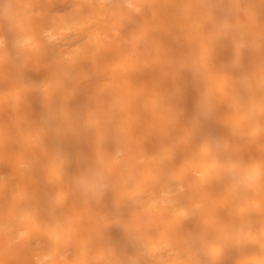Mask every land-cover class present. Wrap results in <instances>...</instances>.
<instances>
[{
	"label": "bare ground",
	"instance_id": "obj_1",
	"mask_svg": "<svg viewBox=\"0 0 264 264\" xmlns=\"http://www.w3.org/2000/svg\"><path fill=\"white\" fill-rule=\"evenodd\" d=\"M85 34L129 43L114 64L80 63L63 46ZM0 42V199L62 196L83 217L69 261H264L259 201L243 205L210 166L192 169L200 187L183 215L174 207L134 238L114 221L118 193L86 206L77 183L89 168L117 184L186 168L214 127L202 100L264 84V0H0Z\"/></svg>",
	"mask_w": 264,
	"mask_h": 264
},
{
	"label": "clouds",
	"instance_id": "obj_2",
	"mask_svg": "<svg viewBox=\"0 0 264 264\" xmlns=\"http://www.w3.org/2000/svg\"><path fill=\"white\" fill-rule=\"evenodd\" d=\"M128 43L108 34H85L65 41L63 47L80 63L109 65L125 52ZM132 47L141 49L137 43ZM202 119L214 122V127L192 143L186 168L171 167L148 178L119 184L110 172L89 168L77 180L84 204H100L109 191L118 193L114 221L134 238L162 221L174 207H181L183 215V204L200 187L192 169L207 165L243 205L259 201L256 211L264 234V84L246 85L227 100L209 94L202 100ZM223 137H229L236 146L219 150ZM82 220V216H74L65 209L62 196L46 201L24 197L0 199V264H10L5 257L15 255L8 252L13 245L17 252L30 254V259L22 264H85L83 260L67 259V249L75 243Z\"/></svg>",
	"mask_w": 264,
	"mask_h": 264
}]
</instances>
